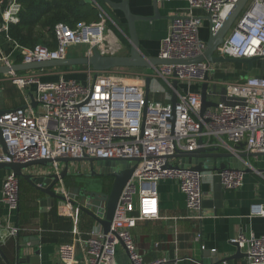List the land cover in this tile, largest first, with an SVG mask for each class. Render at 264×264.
I'll list each match as a JSON object with an SVG mask.
<instances>
[{
    "label": "built area",
    "instance_id": "2783aa9c",
    "mask_svg": "<svg viewBox=\"0 0 264 264\" xmlns=\"http://www.w3.org/2000/svg\"><path fill=\"white\" fill-rule=\"evenodd\" d=\"M238 1L186 0L188 13L176 15L170 21L157 58L188 60L202 56L206 44L199 37L200 20L192 12L202 10L207 14L209 34L213 35ZM3 4L0 33L10 40L7 36L9 26L19 21L21 7L17 0H0V5ZM106 24L101 13L98 21L80 24L75 29L56 24L54 49L41 45L22 48L14 43L8 53L0 48V67L15 64L18 57L24 64L63 60L69 48L79 46L87 47L86 55L91 53L92 47L109 55ZM215 56L264 58V0L249 1ZM219 66L201 62L156 67L151 82L163 85H159L158 92H164V87L171 91L173 80L186 87L183 93L178 92L174 107L170 102L149 99L144 108L143 72L129 79L102 74L93 82L92 71L88 68L85 83L64 78L45 81L34 72L2 76L26 98V92L32 90L39 113L26 106L8 109L0 116V132L6 149L5 154L0 143V163L85 156L137 161L120 195L109 232L103 234L101 229L93 228L82 238L75 231L77 235L72 241L57 249L60 264H116L120 249L125 253L127 264H164L163 258L146 261L131 235L137 222L160 218L157 192L160 181L176 183L186 209V214L179 219L194 222L207 217L202 211L201 192L205 178L217 176L227 191L242 187L245 174L242 170L195 172L170 168L176 166L171 158L176 152H193L199 147L200 139L204 148L223 147L238 154L237 146L241 144L248 154H264V73L225 84L220 101L215 102L217 106L207 108L199 116L200 93H193L189 88L207 82L213 89L217 84L215 74L221 72ZM211 89L207 90V95ZM51 171L57 174L60 171L56 162L52 163ZM1 197L8 214L18 210L19 179L11 172L5 173ZM251 213L264 217V205L255 206ZM6 232L7 237H12L17 235L18 229L7 226ZM196 238L200 239L199 233ZM229 243L237 244L247 264H264V234L255 237L240 233Z\"/></svg>",
    "mask_w": 264,
    "mask_h": 264
},
{
    "label": "crops",
    "instance_id": "0c3cea01",
    "mask_svg": "<svg viewBox=\"0 0 264 264\" xmlns=\"http://www.w3.org/2000/svg\"><path fill=\"white\" fill-rule=\"evenodd\" d=\"M109 1L118 4L123 0ZM124 1L127 2L129 11L135 16H151L153 14L151 0ZM81 3L94 4L82 1ZM101 3L105 7L102 9L103 11L99 8L97 2L96 5L98 6L99 14H103L106 18L108 54L126 55L129 46L128 33H122L120 28L111 22L110 17L117 24L127 29L126 20L120 11L112 10L103 1ZM4 5L0 6L3 8ZM158 11L162 17L161 20L151 23L136 22L140 50L148 58L157 57L160 42L168 33L170 24V19L168 18L176 15H187L186 0H160L158 1ZM192 14L200 20V39L206 41L209 37L210 26L207 14L202 10H195ZM1 23L2 19H0V26ZM13 46L14 43L8 40L4 33H0L1 49L5 53H8L12 50ZM86 51V46L71 47L67 51V57L83 56ZM232 65L234 64H220L219 71L221 72H217L214 77L217 84L221 82L224 87L227 83H232L239 79L243 80L248 77L241 75L238 80L231 79L230 73L234 71L232 68L234 66ZM254 68H256V63L253 70ZM87 70L88 67H75L68 71H61L59 69L34 71V73L40 75L45 81L53 82L59 78H64L85 83L88 76ZM141 73L136 71L135 73L128 74V76L132 77ZM247 73L249 74V72ZM261 73H264V70L255 72L254 75ZM226 74L230 76L227 77L228 75ZM221 75L224 76L222 77ZM104 76L115 79L127 78L124 77L125 73L123 74L121 71L115 72L114 70L104 73ZM5 81L8 80L3 79L1 76L0 92L2 99L0 100V110L29 106V92L33 93V91H27L25 94L27 95L26 98L14 86L11 89L7 88L8 86L5 84ZM159 85V82H151L149 99L161 103L170 102L171 91L165 89L164 92H158ZM211 88L212 86L208 87V89ZM185 89V86L178 84V92L180 94ZM189 89L193 93H200L201 85H192ZM209 92L210 94L208 93L207 95L209 101H220V93L218 94L214 89L209 90ZM212 92L214 95H212ZM35 111L39 113V108L36 107ZM217 148L219 153L229 151L223 147ZM232 148H234V145ZM237 149H239V154H248L241 144L237 146ZM241 162L243 169H249L250 171L244 174L243 185L238 190H224L217 176H208L204 179L201 186L203 198L202 211L207 217L201 222L179 219L186 214L183 195L178 191L177 185L173 181L164 180L158 183L157 192L160 218L157 220L139 221L131 230L136 248L143 254L146 261L163 258L166 260L164 264H247L245 257L228 261L224 260L234 254V248L229 242L236 235L242 233L245 236L253 235L259 237L264 234V217L254 216L251 213L255 206L264 205V156L246 157ZM173 163L179 165L181 162L180 159H174ZM58 167L61 170L63 165L58 164ZM50 172H53L51 168L41 166L25 171L27 174L34 175ZM5 173L4 171H0V225L2 227L0 230V264H60L57 259V249L60 245L70 243L77 233L82 238H86L91 229H101L86 214L62 202H56L54 207L44 211L39 206L40 200L44 196L26 182H20L18 210L15 213L8 214L1 197V184ZM55 189L57 193L63 194L67 198H73L81 205L85 203L86 199L78 197L76 189H72L67 193L62 184ZM7 226L16 227L18 229L17 235L7 237ZM197 233L200 234V239L196 238ZM17 237L23 241L22 250H31L32 247L30 246L31 242L29 239L31 237L35 238V241L39 242V246L37 247L39 254L32 257V252H30L29 256L32 259L30 257H27V260L23 258L22 263H17L15 260ZM79 257L80 252L77 251V258ZM116 264H127L125 253L121 249L117 252Z\"/></svg>",
    "mask_w": 264,
    "mask_h": 264
},
{
    "label": "water",
    "instance_id": "95a60500",
    "mask_svg": "<svg viewBox=\"0 0 264 264\" xmlns=\"http://www.w3.org/2000/svg\"><path fill=\"white\" fill-rule=\"evenodd\" d=\"M85 3H94L96 0H81ZM107 4L112 10L120 11L127 23V35L129 40V49L126 55H104L99 52L96 47L91 48L89 55L77 56L72 58H65L63 60H51L32 62L28 64L15 63L10 66L0 67V76L7 75L10 73H24L44 70H57V69H73L75 67H88L92 71L93 82L96 78L104 73H108L118 69H137L144 73V108L149 101L150 85L152 80V72L158 66L166 65H189L206 62L209 64H239L246 68L247 72H251L254 64L258 61L264 60V58H242L235 59L229 57L215 56L217 48L223 44L225 37L233 27L234 23L246 8L250 0H239L235 5L234 9L227 16L219 30L213 35L209 34V37L205 41L206 48L202 56L188 59V60H173V59H160V58H148L140 50L137 32L136 22L151 23L159 21L162 17L158 11V1L151 0L152 12L151 16H135L128 8L127 2L122 1L118 4H114L109 0H101ZM170 21L173 19L168 18ZM259 77V76H258ZM207 80V78H206ZM208 84L204 82L201 85L200 90V114L201 117L207 108H215L217 104L209 101L207 98ZM178 94V82L177 80L172 81L171 90V101L172 107L177 102ZM30 105L32 110H36V102L34 101L33 95L29 92ZM2 94L0 92V100ZM6 110H0V116L4 114ZM0 143L3 147V152L6 154L4 140L0 132ZM203 141H198V148L193 152H176L171 158L180 159V164L176 166H170L173 169H189L195 172H217L225 169L242 170L245 173L249 172V169H243L242 162L246 157H260L264 154H244V153H219L217 147H202ZM62 164L63 168L57 173L50 172L41 175L27 174L26 170L33 167H45L52 168V163ZM69 162H87L89 165V176L90 177H102L110 178L111 183L107 192L101 191H89L86 189H77V196L85 198L84 204H79L73 198H66L64 195L56 192V187L62 184L63 180L68 175L67 164ZM135 160L131 159H100L83 157L81 159H70L60 158L56 160L42 159L33 160L26 163H0V171L11 172L14 176L19 179V182H26L29 186L39 191L44 198L40 200L39 206L41 209L52 208L56 202H62L69 204L72 208H76L78 211L86 214L93 222L98 224L103 234H107L110 229V225L113 221L116 207L119 202L120 195L126 183L130 180L132 173L136 167ZM95 204V205H94ZM31 242V250H22V239L17 237V245L15 247V260L17 263L22 261L29 256L32 252V257L39 254L37 247L39 242L35 241V238L29 239ZM234 248V254L224 261L231 259H237L245 257V255L238 249L237 244L230 243ZM24 258V259H23ZM32 259V258H31ZM29 260V259H28Z\"/></svg>",
    "mask_w": 264,
    "mask_h": 264
},
{
    "label": "trees",
    "instance_id": "16d2710c",
    "mask_svg": "<svg viewBox=\"0 0 264 264\" xmlns=\"http://www.w3.org/2000/svg\"><path fill=\"white\" fill-rule=\"evenodd\" d=\"M17 2L21 7L19 21L9 26L7 36L19 47L29 49L36 45L54 49L56 42L53 29L56 24H64L75 29L80 24L98 21V6L101 10L105 8L99 0H96L98 6L96 4H82L81 0H17ZM2 9L0 6V13ZM110 19L120 28L122 33L127 32L125 27L117 24L113 18L110 17ZM114 32L116 31L114 30ZM15 62L21 63V58L18 57ZM234 67L240 69L239 64H234ZM61 71H68V69H61Z\"/></svg>",
    "mask_w": 264,
    "mask_h": 264
},
{
    "label": "rangeland",
    "instance_id": "374dc122",
    "mask_svg": "<svg viewBox=\"0 0 264 264\" xmlns=\"http://www.w3.org/2000/svg\"><path fill=\"white\" fill-rule=\"evenodd\" d=\"M232 68L234 69V71H232L233 74L230 73L231 74L230 78L238 80V78L241 75L242 76H252L255 74V72L264 70V60L256 62V68H254V70L252 69V71L249 72V74L246 72V68L243 65H240V69H236L235 67H232ZM68 70H71V69H68ZM114 71L115 72L121 71L123 72V74L125 73L124 77H127L128 79L130 77L128 76V74L130 73H133V72L135 73L136 71L143 72L137 69H119V70H114ZM226 75L230 76L229 74H226ZM223 76L224 75H222V77ZM5 84L8 86L7 88H10V89L13 86V84L10 81H5ZM160 85L163 86L161 83ZM164 89H167V88L164 87ZM213 89L216 90L218 94L219 93L221 94L224 90V87L221 82H218V84L215 85ZM67 168H68V175L64 179L65 182L64 183L62 182V185L67 193L68 191L72 189L77 190L79 188L86 189L87 192L89 191L107 192L108 191V188L111 183V179L102 178V177H90L89 176V165L87 162H69L67 164Z\"/></svg>",
    "mask_w": 264,
    "mask_h": 264
}]
</instances>
